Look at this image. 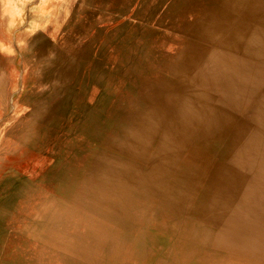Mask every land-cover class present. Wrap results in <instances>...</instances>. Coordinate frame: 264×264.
<instances>
[{
  "label": "bare ground",
  "instance_id": "obj_1",
  "mask_svg": "<svg viewBox=\"0 0 264 264\" xmlns=\"http://www.w3.org/2000/svg\"><path fill=\"white\" fill-rule=\"evenodd\" d=\"M200 2L199 16L189 25L196 38L193 46L183 40L180 47H170L168 54L172 64H177L170 73L176 91L158 86L157 98L150 90L157 87L150 82L145 88L141 82L136 92L145 95V104L140 108L133 100L122 113L123 118L133 113L132 121L123 122L134 131L143 130V123L151 124L158 116L159 122L154 121L160 123L157 127L162 126L152 150L144 147L148 141L141 145L126 142L116 149L107 145L108 141L90 139L96 144L87 151V162L66 168L53 195L29 217L26 230L30 234L42 230L43 235L37 232L34 238L49 239L60 264H91L97 260L94 255L101 252L102 243L95 234L104 227L96 223L88 224L85 233L79 232L75 250L67 251V255L58 254L59 245L45 235L48 228L69 214V204L62 196L65 192L73 201L84 202V196L77 195L82 183L94 185L104 195L106 216L121 225L125 223L121 219L127 218L122 212L128 214L140 207L147 231H155L143 264H210L213 256L204 254L208 251L217 257H240L250 264H264V0ZM64 58L65 54L43 78L44 84L40 77L35 80L36 74L41 76L40 70L26 68L25 78L33 83L26 88L17 86L18 95L12 101L8 92L10 84L17 85L12 70L15 58L10 50H0V114H7V107L12 106L10 117L0 124V151L14 156L21 149L26 151L37 129L45 136L52 133L49 128H54L58 144L63 134L74 138L85 134L86 124L78 125L77 111L64 115V96L56 93L60 89L56 80L67 81L60 72ZM48 84L50 98L42 97ZM52 87L56 91L52 92ZM75 102L76 106L83 105L85 99L79 95ZM135 133L138 138L143 136L142 132ZM5 166L0 158V176ZM194 169L199 170L201 179L196 192L189 195V172ZM13 181L9 178L4 189ZM115 230L119 232L120 226L113 233ZM108 254H102L101 260L116 263V258ZM7 258L0 264H24L16 254ZM31 259L27 264H38Z\"/></svg>",
  "mask_w": 264,
  "mask_h": 264
},
{
  "label": "rangeland",
  "instance_id": "obj_2",
  "mask_svg": "<svg viewBox=\"0 0 264 264\" xmlns=\"http://www.w3.org/2000/svg\"><path fill=\"white\" fill-rule=\"evenodd\" d=\"M40 1L33 0L28 3L26 17L23 14L21 20L26 19L25 23H28V8ZM49 1L51 6L59 3L65 4V7L78 2V0ZM116 1L103 0L102 4L92 11L93 13L87 14L79 29L68 40L60 71L64 72L67 81L62 82V79H57L56 84L60 85V89L56 91L52 87L51 90L64 96V115L70 116L73 110L77 111L78 125L86 124L85 134L77 135L75 138L73 135L63 134L60 139V144L63 145L60 149V144L56 141L57 135L53 133L54 128H49L48 132L52 133L45 136L40 129H37L26 151L21 149L22 151H18L15 156L8 151H0V158L6 163L0 176L2 206H0V263L8 259V254L18 255V258L24 260V264L29 263L31 258L38 264L61 263L60 258L52 253L55 251V246L50 244L49 239L45 241L42 238L40 240L34 238L39 231L33 230L30 234L26 230L29 227L27 223L29 217L37 213V207L53 195L64 170L87 162V151L96 144L95 140L90 141V139L108 141L107 145L112 144L116 149H121L122 144L126 142L133 141L141 145L148 141L144 147L148 148L147 151H151L154 142L159 138L162 125L157 127L160 123H155L160 120L158 116L153 117L151 124L143 123L145 124L143 130L134 131L124 124L129 120L132 121L133 113L126 114V118L122 117V113L124 107L133 100L140 108L145 104V95L136 92V87L141 82L145 88L150 87L147 84L150 82L157 87V89L150 87L155 97L159 95L158 86L176 91V88L171 86L170 73L174 72L177 64H172V58L169 60L168 54L171 48L180 47L183 40L189 42L190 47L193 46L196 38L192 36L189 25L198 18L201 2L200 0H118L116 3ZM18 33H20L19 29L10 36L14 46L18 43ZM0 35L5 38L8 33L0 29ZM14 57L16 68L19 56L15 53ZM50 86L48 84L42 91L44 93L42 97L50 98ZM79 95L83 96L85 102L76 106L75 100ZM63 124L65 125V122L60 124L62 128ZM67 131L69 130H63L64 133ZM134 132H142L140 136L143 134V138H138L139 135ZM70 138L73 139L72 143L69 142ZM116 140L117 142H114ZM12 177L14 181L10 185L7 184L4 189V183ZM200 179L198 169L189 172L186 193L193 195ZM81 185L83 189L77 195H83L84 202L73 201L68 192H65L62 196L69 204L70 209L67 212L69 214H65L58 224H53L45 231V235L52 237L50 240L59 245L58 254L67 255V251L75 250L79 232L85 233L88 224L96 223L104 229L95 234L102 245L100 254L94 255L97 260L91 264H143L148 254L146 250L153 246L155 231H147V226L142 221L140 207L132 208L131 214L128 213L130 215L122 212L127 218L118 220L125 222L121 225L106 216L107 210L102 207L104 195L99 193L94 185L86 183ZM63 198L61 197L62 201ZM78 211L81 213L78 214ZM146 216L150 217L151 214ZM154 216L155 212L150 220ZM75 218L76 223L71 224ZM60 225H65L67 228ZM119 226V232L115 230L113 233V230ZM105 229L108 230L106 235ZM144 233L147 236H144ZM40 234L43 235L42 230ZM23 235H27L28 238ZM107 252L108 256L116 258V263L111 260L107 262L101 260L102 254ZM204 254L209 255L210 258L213 256L214 262L210 264H250L240 257H217L210 251ZM107 258L106 256L105 260Z\"/></svg>",
  "mask_w": 264,
  "mask_h": 264
},
{
  "label": "crops",
  "instance_id": "obj_3",
  "mask_svg": "<svg viewBox=\"0 0 264 264\" xmlns=\"http://www.w3.org/2000/svg\"><path fill=\"white\" fill-rule=\"evenodd\" d=\"M32 1L0 0V29L8 33V36L5 38L0 35V50L7 49L12 52L13 57L15 53L19 56L17 67L13 66L12 68L13 71L15 70L16 75L14 80L17 81V85L9 83L10 90L8 95L12 101L18 95L16 91L17 86L18 88H26L33 83V80L30 78H25V74L27 73L26 68L29 70L36 69L37 72L40 70L42 77L36 74V78L33 77V79L37 80L40 77L44 84L43 78L49 72H52L63 60L66 44L73 33L76 32L78 24L85 20L88 13H93L92 11H95L102 4L103 0H78L77 3L70 4L67 7H65V4L61 5L59 3L51 6L49 0H41L39 3L32 4L28 8L29 21L25 23L26 19L21 20V18L23 14L26 17V5ZM18 29L20 31L17 34L18 43L17 46H14L15 44L10 41L12 39L10 36ZM6 111L7 114H0L1 118H4H0V124L10 117L12 112L11 104L7 107Z\"/></svg>",
  "mask_w": 264,
  "mask_h": 264
}]
</instances>
